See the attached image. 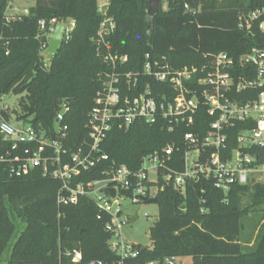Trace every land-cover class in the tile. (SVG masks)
Wrapping results in <instances>:
<instances>
[{
	"label": "trees",
	"instance_id": "trees-1",
	"mask_svg": "<svg viewBox=\"0 0 264 264\" xmlns=\"http://www.w3.org/2000/svg\"><path fill=\"white\" fill-rule=\"evenodd\" d=\"M7 1L0 0V98L18 96V112L13 111L17 119L47 133L52 132L55 115L65 103L69 107L63 121L67 126L65 146L73 151L89 141L87 115L101 86L99 76L109 69L98 57L93 40L102 20L98 0H35L27 16L14 19L5 16ZM147 2L109 0L105 9L114 21V31L106 40L113 54L128 57L124 71L141 70L146 54L181 69L201 67L207 63V55L218 52L236 60L253 47L264 48L258 22L249 34L238 28L241 14L264 12V0H160L151 24L146 19ZM52 19L72 20L75 26L45 66L38 23L44 20L48 24ZM141 82L149 84L153 98L169 91L166 84L148 76ZM257 94L246 91L238 96L239 101L253 100ZM1 114L9 119V114ZM210 122L205 106H201L193 125L181 123L172 131L164 121L152 125L136 121L125 130L112 127L100 143L108 161L79 180L103 178L101 170L111 163L135 171L143 156L161 155L167 146L173 147L167 166L182 171L183 135L190 132L202 137ZM243 128L236 124L227 131L225 155L237 147L236 135ZM7 150L9 145L0 136V154ZM246 152L254 155L259 149ZM60 186L59 181L44 177L40 169L15 177L10 176L7 163L0 164V258L20 221L24 226L7 264H74L67 255L74 249L82 254L79 264L117 262L119 257L111 252L110 236L104 229L108 217L86 197L76 204L58 205ZM158 187V218L149 230L151 246L133 244L137 252L133 262L162 264L169 257H189L192 264H264L263 184H236L227 196L204 179L187 183L183 195L161 177ZM246 196L250 203L244 207Z\"/></svg>",
	"mask_w": 264,
	"mask_h": 264
},
{
	"label": "built area",
	"instance_id": "built-area-1",
	"mask_svg": "<svg viewBox=\"0 0 264 264\" xmlns=\"http://www.w3.org/2000/svg\"><path fill=\"white\" fill-rule=\"evenodd\" d=\"M106 7H98L102 20L93 40L98 57L109 69L99 76L101 86L87 115L85 128L89 141L73 151L65 146L67 126L63 121L69 112L65 103L60 104L53 130L47 133L17 119L13 110L9 113L10 108L5 101L11 95L2 96L0 136L9 145V150L0 154V164H8L10 176L21 177L40 169L44 177L59 181L58 205L76 204L80 197L91 199L99 213L108 217L104 225L110 236L108 245L111 252L119 257L111 264H139L133 262L137 257L133 244L124 242L122 238V229L130 222L125 214V204L139 205L147 198L156 197L160 177L182 195L187 183L200 179L212 181L213 186L225 196L236 184L245 185L252 181L264 185V161H260L264 157V48L253 47L236 60L226 52H218L207 55V63L201 67L181 69H173L146 54L141 70L124 71L128 57L113 54L106 40L114 31V21L107 16ZM27 15L28 11H24L22 16ZM256 23L264 34L263 11H249L238 17V28L247 34L252 32ZM57 25L64 27L61 42L68 40L75 26L72 20L58 22L52 19L48 24L41 20L38 23L39 36L47 37ZM45 47L46 42H43L41 51ZM144 76L166 84L169 91L160 93L158 98L151 97V87L141 82ZM246 91H258L257 97L239 101L238 96ZM201 106H205L211 119L209 129L202 137L190 132L183 135L186 150L182 171L167 166L173 152V147L167 146L161 155L143 156L140 167L135 171L111 163L101 170L103 178L87 182L79 180L82 174L93 172L108 161V156L100 150V143L112 127L125 130L136 121L149 125L164 121L168 131H172L181 123L193 125ZM3 112L11 114L13 119L3 117ZM236 124H243L245 128L236 135L237 147L225 155L229 139L227 131ZM253 147H257L259 152L254 155L246 152ZM151 173L154 179H151ZM106 188L114 189V197L104 192ZM151 190H154L153 194ZM67 255L71 256L74 264L83 260L77 249L67 252ZM176 259L166 258L162 264H179ZM86 264L107 263L92 260Z\"/></svg>",
	"mask_w": 264,
	"mask_h": 264
},
{
	"label": "rangeland",
	"instance_id": "rangeland-1",
	"mask_svg": "<svg viewBox=\"0 0 264 264\" xmlns=\"http://www.w3.org/2000/svg\"><path fill=\"white\" fill-rule=\"evenodd\" d=\"M35 3V0H8L5 10V16L8 19L20 17L23 15L24 11H29L30 8L34 7ZM101 3H105V0L98 1V5H101ZM46 48L47 43L46 47L42 51H40L41 55L46 50ZM42 57L44 65L47 66L49 62L46 61L45 56L42 55ZM18 99V96L11 95L10 99L5 101V104L8 106V108L11 109H9V113L12 110L18 112ZM9 118L12 120L13 116L9 114ZM150 177L151 179H154V174L151 173ZM153 193L154 190H151V194ZM249 203L250 202L247 196L242 199V204L244 207L249 205ZM125 205V214L129 216L130 222L122 229L123 241L128 244H139L150 247L151 241L149 239V230L155 224L158 218L157 204L148 202L139 205H129V203H126ZM133 218L136 220L134 222H131V219ZM23 226L24 225L20 221H17L16 231L1 255L0 264H7L11 248L17 238L18 233L23 229ZM245 231H247V228L245 229ZM176 262L181 264H192V260L189 257H177Z\"/></svg>",
	"mask_w": 264,
	"mask_h": 264
},
{
	"label": "water",
	"instance_id": "water-1",
	"mask_svg": "<svg viewBox=\"0 0 264 264\" xmlns=\"http://www.w3.org/2000/svg\"><path fill=\"white\" fill-rule=\"evenodd\" d=\"M160 0H148L147 2V11H146V19L148 20L149 24H151V21L155 14L158 12ZM64 30V27L62 25H57L54 29V31L48 36V37H42L41 41L47 43V48L43 52V56H45L46 61L49 62L54 55L56 54L60 44H61V36L62 32ZM105 193H108L111 197H114L115 191L112 188H106L104 189ZM149 203H157V198H151L148 201ZM136 219H132L131 222H134ZM181 264V263H179Z\"/></svg>",
	"mask_w": 264,
	"mask_h": 264
},
{
	"label": "crops",
	"instance_id": "crops-1",
	"mask_svg": "<svg viewBox=\"0 0 264 264\" xmlns=\"http://www.w3.org/2000/svg\"><path fill=\"white\" fill-rule=\"evenodd\" d=\"M98 1H99V0H98ZM101 1H102V0H101ZM108 1H109V0H105V3H103V4L101 3V5H108ZM99 6H100V5H98V7H99Z\"/></svg>",
	"mask_w": 264,
	"mask_h": 264
}]
</instances>
